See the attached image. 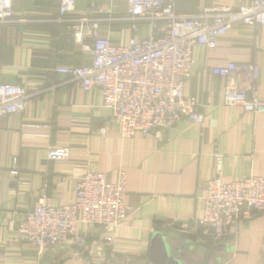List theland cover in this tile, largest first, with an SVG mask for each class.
<instances>
[{
    "label": "crops",
    "instance_id": "0c3cea01",
    "mask_svg": "<svg viewBox=\"0 0 264 264\" xmlns=\"http://www.w3.org/2000/svg\"><path fill=\"white\" fill-rule=\"evenodd\" d=\"M59 2L12 0L17 22L0 23V83L20 85L31 95L22 114L0 119V264H128L127 258L134 260L130 264H155L151 243L167 227L184 232L189 242L176 264H264V215L242 217L220 244L200 241L196 235L206 183L216 176V153L222 157L225 183L264 176V114L225 106L226 80L212 73L231 62L248 67L264 99V27L258 31L237 26L215 50H194L185 92L198 101L204 124L184 119L160 133L130 139L113 126L102 137L99 129L112 113L103 106L100 91L85 92L69 76L55 72L92 60L74 43L73 25L58 21ZM250 2L176 0V10L194 16ZM92 5L102 9V18L128 11L125 3L77 0L74 15ZM100 30L120 43L147 36L149 26L135 33L125 23L104 21ZM52 146L68 147L69 160H48ZM121 171L126 173L131 210L116 231L113 249L95 230H90L85 253L78 258L62 250L39 255L24 243L20 223L43 195L55 206L70 205L84 174L100 172L113 183Z\"/></svg>",
    "mask_w": 264,
    "mask_h": 264
},
{
    "label": "built area",
    "instance_id": "2783aa9c",
    "mask_svg": "<svg viewBox=\"0 0 264 264\" xmlns=\"http://www.w3.org/2000/svg\"><path fill=\"white\" fill-rule=\"evenodd\" d=\"M102 1L125 3L128 11L118 18H102V9L92 5L74 15L77 0H60L58 21L73 25L74 43L92 60L85 66L55 69L85 92L100 91L103 106L112 113L111 120L99 129L102 137L113 126L123 138L130 139L154 131L160 133L184 119L204 124L198 101L185 92L194 50H215L219 40L237 26L258 31L264 27V0L194 16L178 13L176 0ZM104 21L125 23L135 33L147 24L149 33L115 43L100 30ZM9 22H17L12 0H0V23ZM212 73L226 80L225 106L238 107L252 115L264 114V99L258 94V79L253 70L231 62L214 68ZM30 97L20 85L0 83V119L22 114ZM70 155L68 147L52 146L47 150L48 160L54 162L67 161ZM215 156L216 176L206 183L205 206L197 220L196 235L200 241L220 244L242 217L264 215V176L225 183L222 157L219 153ZM126 185L123 171L113 183L103 173L87 172L79 178L75 200L70 205L55 206L43 195L20 223L22 240L39 255L62 250L66 256L78 258L85 253L90 230H95L113 249L116 231L131 210L126 201ZM126 261L130 264L134 260Z\"/></svg>",
    "mask_w": 264,
    "mask_h": 264
},
{
    "label": "water",
    "instance_id": "95a60500",
    "mask_svg": "<svg viewBox=\"0 0 264 264\" xmlns=\"http://www.w3.org/2000/svg\"><path fill=\"white\" fill-rule=\"evenodd\" d=\"M187 235L167 227L154 235L151 243V260L155 264H176L177 256L188 246Z\"/></svg>",
    "mask_w": 264,
    "mask_h": 264
}]
</instances>
